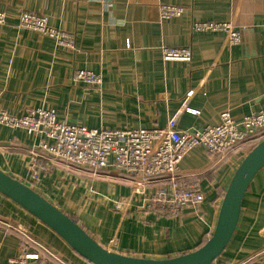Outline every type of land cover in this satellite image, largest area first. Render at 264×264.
Segmentation results:
<instances>
[{"label":"crops","instance_id":"crops-1","mask_svg":"<svg viewBox=\"0 0 264 264\" xmlns=\"http://www.w3.org/2000/svg\"><path fill=\"white\" fill-rule=\"evenodd\" d=\"M161 4L185 13L161 20ZM8 19L0 25V106L21 116L50 107L59 120L92 129L163 128L179 111L180 130L214 125L229 110L240 120L264 110V0H0ZM22 12L48 18L72 34L75 48L19 27ZM196 22L231 23L241 43L223 32H196ZM190 47V62L164 61V48ZM99 74L102 88L71 81L72 72ZM192 93V95H190ZM38 143L23 130L0 126V169L24 182L75 220L97 243L116 253L147 259L195 251L214 232L229 182L247 149L213 160L203 147L181 163L185 181L205 193L200 213L185 209L169 218L143 207L131 178L93 172L44 158L39 181H26ZM211 157V156H210ZM45 248L29 264H91L55 232L0 193V264ZM231 263L264 264V169L247 191L239 224L221 256Z\"/></svg>","mask_w":264,"mask_h":264},{"label":"built area","instance_id":"built-area-1","mask_svg":"<svg viewBox=\"0 0 264 264\" xmlns=\"http://www.w3.org/2000/svg\"><path fill=\"white\" fill-rule=\"evenodd\" d=\"M184 13L181 6H159L161 20L179 18ZM7 24L6 14L0 11V25ZM19 27L51 38L62 48H75V37L49 25L44 15L22 12ZM192 29L223 32L230 45L241 43V33L231 23L196 22ZM192 55L190 47L163 49L164 61L190 62ZM71 81L97 90H101L103 84L99 74L87 70L73 71ZM184 110L194 112L184 106L163 128L110 130L61 121L50 107L28 108L23 115L13 116L0 106V126L23 130L38 140L35 149L39 154L33 155L26 181L34 184L39 181L41 154L44 158L93 172L112 170L131 178L132 197L140 196L144 208L178 218L185 209L199 214L206 198L199 181L188 182L181 176V163L193 149L203 147L210 156L224 158L241 147H245L248 154L264 140V110L247 114L240 120L225 110L214 125L201 130H180L178 120ZM35 246L40 247L37 252H28L21 244L18 255L10 258L8 264L40 260L46 249ZM213 264L246 263H231L220 257Z\"/></svg>","mask_w":264,"mask_h":264},{"label":"water","instance_id":"water-1","mask_svg":"<svg viewBox=\"0 0 264 264\" xmlns=\"http://www.w3.org/2000/svg\"><path fill=\"white\" fill-rule=\"evenodd\" d=\"M262 169L264 140L246 154L235 170L224 193L214 232L208 241L193 252L168 259L136 258L104 248L57 206L1 169L0 193L55 232L75 253L91 264H213L233 239L245 195Z\"/></svg>","mask_w":264,"mask_h":264},{"label":"rangeland","instance_id":"rangeland-1","mask_svg":"<svg viewBox=\"0 0 264 264\" xmlns=\"http://www.w3.org/2000/svg\"><path fill=\"white\" fill-rule=\"evenodd\" d=\"M209 158H211V159H213V160H217V157H210V155H209Z\"/></svg>","mask_w":264,"mask_h":264},{"label":"trees","instance_id":"trees-1","mask_svg":"<svg viewBox=\"0 0 264 264\" xmlns=\"http://www.w3.org/2000/svg\"><path fill=\"white\" fill-rule=\"evenodd\" d=\"M223 196H224V194H223ZM74 220V219H73ZM208 241V239L207 240H205V242L204 243H206ZM204 243H202L199 247H201ZM198 247V248H199Z\"/></svg>","mask_w":264,"mask_h":264}]
</instances>
